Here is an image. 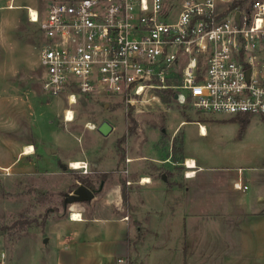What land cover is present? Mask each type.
<instances>
[{"label": "rangeland", "instance_id": "1", "mask_svg": "<svg viewBox=\"0 0 264 264\" xmlns=\"http://www.w3.org/2000/svg\"><path fill=\"white\" fill-rule=\"evenodd\" d=\"M45 1L0 0V165L12 163L22 145H32L38 151L17 157L9 171L0 168V223L9 228V235L0 236V264H56L64 255L70 262H80L87 251L94 252V264H110L112 251L122 254L125 250V256L133 261L134 249L143 264H264V235L252 229L243 232L240 247L231 254L221 245L223 235L217 228L190 231L189 250L176 246L185 242L183 236L154 241L143 237L141 224L131 218L130 231L125 232L121 225L111 223L121 217L128 220L125 215L135 212L137 204L131 208L126 201L113 202L106 195L110 187H104L105 181L123 187L121 172L126 157L136 159L130 165L134 182L141 171L155 173L170 167L154 163L153 158L160 161L167 157L183 164L184 141L187 153L212 165H261L264 119L249 117V124L258 125H252L243 137L240 132L236 135L233 127L215 126L207 137L199 139L191 125L173 133L168 123L176 127L181 121L195 119L214 122V116L192 107L169 106L165 95L149 96L134 108L97 94L79 95L71 106L66 95L46 96L40 91L39 27L26 17L27 7L41 8ZM182 1L163 0V20H174ZM68 110L72 121L65 122L63 115ZM102 122L113 128L106 137L97 131ZM73 162L84 163L86 169H69ZM176 168L183 172V166ZM80 180H87L97 196L65 205V195ZM74 213L82 222L72 224ZM94 219L103 221L94 223ZM168 219L161 212L153 223L155 231H168ZM27 221L32 223L24 230L14 226ZM178 225L183 229V223ZM138 227L140 231H136ZM162 240L156 247L154 243ZM223 242L227 244L226 239Z\"/></svg>", "mask_w": 264, "mask_h": 264}, {"label": "built area", "instance_id": "2", "mask_svg": "<svg viewBox=\"0 0 264 264\" xmlns=\"http://www.w3.org/2000/svg\"><path fill=\"white\" fill-rule=\"evenodd\" d=\"M26 13L39 27L46 96L71 106L97 94L134 108L165 95L172 107L264 119V0H183L171 21L163 0H47ZM121 175L133 184L127 168ZM110 264L135 263L119 255Z\"/></svg>", "mask_w": 264, "mask_h": 264}, {"label": "crops", "instance_id": "3", "mask_svg": "<svg viewBox=\"0 0 264 264\" xmlns=\"http://www.w3.org/2000/svg\"><path fill=\"white\" fill-rule=\"evenodd\" d=\"M212 116H214L212 118L214 122H208L202 118L203 120L195 119L190 123L181 121L176 127H173L172 124L168 123V126L171 131L175 133L179 131V129L191 125L199 139L207 137L209 131L215 126L233 127L234 133L240 135L239 122L243 120V117H248L235 116L234 118H228L229 116ZM252 125L258 124H249L248 117V124L245 129L240 132L243 133L241 134V137L246 134ZM27 146L33 147L32 145H22V149L18 152L16 159L12 163L8 162L0 165V168L9 171L11 167L17 164L16 160L19 158H26L35 155V153L38 152L37 150L35 152V148L33 147L34 151L32 154L27 156L23 155L24 149ZM184 152V162L186 161L189 166H192V168H186L184 163L175 164L167 157L160 161L153 158L155 161L154 163L160 165L168 164L170 167L165 170L158 169V172L155 173L154 171L156 170H153V172H145V170L141 171L139 172L138 180L136 182L131 180L134 172L130 169V165L135 162L136 159L126 157L125 159L130 160L129 163H125V168L129 171V179L133 182V185H137L138 188L135 190L131 188L133 185L128 187L125 186V180L122 175V188H119V186L117 188L116 184H109L107 181L104 182V187L106 188L107 184L110 187V190H108L106 194H109L110 200L114 202V200L119 199L122 203L123 201H126L129 205L131 204V208L134 205L133 203L136 202L137 209L135 212L128 211V215H125L128 217V220L122 219L123 217H121L119 220L113 221L111 224L121 225L120 228L125 232L127 230L130 231L128 222L131 218L133 223L138 222L141 224L140 227L143 229V237L150 238L153 241L167 238L179 239L183 236L185 242L176 244V246H180L182 250H189L191 248V243L188 240L190 231L202 230L200 228L212 231V228H217L219 231H222L223 235L221 245L226 248V253L229 254L235 252L232 251L233 249H236L237 251L240 247L239 239L244 237V231L252 229L254 232L264 235V163L261 165L255 163L212 165L204 162L202 157H194L193 154L191 155L187 153L186 141H184ZM177 166H183V172H180L178 168H176ZM188 172L193 173H190L191 176L186 178L184 173ZM110 179L112 178L110 177ZM140 179L144 180L143 184L138 183ZM238 182H241V184L246 187V190H237L234 186ZM79 185L80 184L77 183V186ZM92 192H94V199L97 194L94 190ZM161 212L169 217V223L175 224H169L167 227L168 231L164 230V233H161L160 231L157 232L158 230L155 231L156 228L153 227V223L159 220ZM170 217H172V219H170ZM94 220H96L94 223L103 221L98 219ZM71 222L72 224H77L76 222L82 221H74L72 218ZM241 222H243V224H241ZM179 223L184 224L183 229L178 225ZM235 223L238 224L237 227L235 226ZM140 227L136 228V231H140ZM247 236L249 235L247 234ZM225 239L227 240V244L223 242ZM235 239L237 242H235ZM162 242L163 240L154 244L157 247L160 246ZM122 244L123 243L120 245ZM126 246L128 245L126 244ZM132 251L133 253H131V255H133V262L135 264H143L142 257L139 256V251L136 252L135 249ZM114 252L112 251V260L116 256L127 254L125 250L121 252L122 254ZM93 255L95 256L92 251L85 252L84 258H82V261L80 260V262H76V260L70 262V260L66 258V255H64L56 264H94ZM101 259L102 257L100 258V261Z\"/></svg>", "mask_w": 264, "mask_h": 264}, {"label": "water", "instance_id": "4", "mask_svg": "<svg viewBox=\"0 0 264 264\" xmlns=\"http://www.w3.org/2000/svg\"><path fill=\"white\" fill-rule=\"evenodd\" d=\"M112 130L113 128L108 122H102L97 131L102 136L106 137ZM93 197H94V192L90 191L88 188H86L83 185H79L71 193L65 195L64 204L66 205V204L88 202L91 201Z\"/></svg>", "mask_w": 264, "mask_h": 264}, {"label": "trees", "instance_id": "5", "mask_svg": "<svg viewBox=\"0 0 264 264\" xmlns=\"http://www.w3.org/2000/svg\"><path fill=\"white\" fill-rule=\"evenodd\" d=\"M131 121H132V125H133V123H134V121L131 119ZM239 127H240V132H242L244 129H245V127H246V125L248 124V117H243V120L242 121H240L239 122ZM132 132V131H131ZM78 183L80 184V185H83V186H85L86 188H88L90 191H93V189L90 187V183L87 181V180H80V181H78ZM75 188H77V186H75L74 187V189ZM73 189V190H74ZM32 222H29V221H27L26 223H20V222H17V223H15L14 224V226L16 227H18L19 228V231L20 230H24V228H26V226H28V224H31ZM8 231H9V228L7 227V226H4V225H2L1 223H0V236H3L4 234H8ZM9 235V234H8Z\"/></svg>", "mask_w": 264, "mask_h": 264}, {"label": "bare ground", "instance_id": "6", "mask_svg": "<svg viewBox=\"0 0 264 264\" xmlns=\"http://www.w3.org/2000/svg\"><path fill=\"white\" fill-rule=\"evenodd\" d=\"M70 121H72V119H71V113L70 112H68L67 113V121L66 122H70ZM204 130V129H203ZM34 150H33V147H31V146H27L25 149H24V153H23V155H25V156H27V155H30V154H32V152H33ZM77 163V164H76ZM73 162L72 164H71V167L72 168H74V170H79L80 168H83L82 167V163H79V162ZM190 163V162H189ZM190 164H192V163H190ZM81 166V167H80ZM190 167H192V166H190ZM190 174V173H189ZM189 176H191V175H189ZM145 182H147V181H145ZM73 220L74 221H82V218H81V216L79 215V214H74L73 215Z\"/></svg>", "mask_w": 264, "mask_h": 264}]
</instances>
